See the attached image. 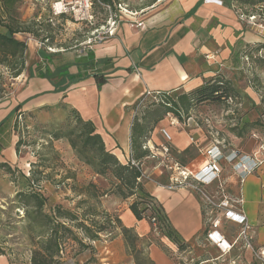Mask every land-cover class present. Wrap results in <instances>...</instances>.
Listing matches in <instances>:
<instances>
[{
    "label": "rangeland",
    "instance_id": "rangeland-1",
    "mask_svg": "<svg viewBox=\"0 0 264 264\" xmlns=\"http://www.w3.org/2000/svg\"><path fill=\"white\" fill-rule=\"evenodd\" d=\"M115 1L113 12L122 16V20L116 26L118 28L123 22L137 27L125 16L128 15L126 9L134 12L143 10L137 17L144 19L154 11L161 10L171 0ZM55 2L56 0H19L16 4L18 15L26 25L39 34L40 38L47 36L54 38V43L50 47L55 51H61L63 44L78 49L83 46H93L110 37L107 23L109 14L99 5L94 6L95 17L92 22H78L69 13L54 16L51 6ZM234 11L238 16L236 10ZM112 31L115 34L117 30L113 28ZM26 40L28 41L29 37ZM48 47L46 46L47 51L53 52ZM27 71L18 77H13L9 68L0 65V100L7 102L17 98L18 92L26 82ZM222 74L224 81L233 88L232 96L219 101H195L188 112L180 109L178 122H172L175 115L172 111H167L164 106L165 98L157 92L147 93L145 98L132 109L133 116L137 115L148 128L153 126V119H159L151 131H147V136H150L156 127L164 124L174 135L176 143L186 138L190 143L186 149L171 148L173 159L187 162L198 154L199 148L212 145H218L222 155L226 156L227 159L224 157L220 161L222 171L216 184L204 186L192 181L195 187L210 197L213 203L205 204L206 200L204 201L201 192L189 187L201 195L199 196L206 225L200 238L188 242L185 249L175 253L163 240L156 223L153 222L149 234L142 238L135 250L130 251L125 244L120 245L114 241L118 235H121V230L117 226L107 228L94 242L90 243L86 240L85 243L91 244L88 247H81L78 240L67 232L61 241L62 264H137V262L154 264L149 255L151 244L158 245L175 264L248 263L246 250L241 246L244 239L242 236L239 237L241 228L225 219L224 209L218 205L225 199L224 197L236 196L239 181L234 163L239 157L256 154L258 157H264V150L261 149L264 146V58H254L252 51H247L244 56L237 55ZM183 93L186 92L176 90L168 92L167 96L177 99ZM63 112H66V118L71 114V110L64 104L23 112V115L17 118L19 123L17 131L14 128L10 129L1 140V145L5 147L12 138L18 140L21 136L23 139V145L17 155L18 160L15 159L14 154L4 151L6 147L0 152V254L8 257L11 264H31L34 253L40 250L48 238L51 223L48 222L46 215L55 217L53 211L57 210L58 206L75 211L78 202L85 198L80 197L73 190H78L79 185L94 182L93 169L80 161L72 148L68 151L64 149L62 144H69L67 139L54 140L53 145H49V135L46 131L59 128L66 122V118L57 122V114ZM231 153L238 155L234 161L229 160ZM198 164L199 162L196 161L193 165L196 170L200 167ZM107 177L111 176L107 175ZM167 177L169 178L168 172L161 177L153 175L148 179L167 184L169 180ZM34 179L38 181L33 183ZM97 184L102 191L108 192L100 198L101 206L99 207L96 198L87 197V199L90 205H97V210L100 212L106 210L103 200L112 192H109L111 185L108 179L100 178ZM32 190L46 198L42 208L37 207L34 200L24 198L22 193ZM110 213L119 215L115 211ZM217 218L220 219L218 230L235 245L240 259L234 261L230 258L234 257L231 249L229 254L222 252L227 253L225 255L227 258L225 257L224 260L221 258L218 261L204 262L212 255L222 254L211 251V240L208 238V233L214 229L213 221ZM146 220L149 222V219ZM71 229L79 237H84L76 227ZM122 256L123 258H120Z\"/></svg>",
    "mask_w": 264,
    "mask_h": 264
},
{
    "label": "crops",
    "instance_id": "crops-1",
    "mask_svg": "<svg viewBox=\"0 0 264 264\" xmlns=\"http://www.w3.org/2000/svg\"><path fill=\"white\" fill-rule=\"evenodd\" d=\"M240 4L233 0H171L161 10L147 16L148 18H140L146 25L143 29L123 22L118 26L115 34L103 42L95 43L92 48L83 46L72 49V52H66L65 48H62V54L85 55L92 49L96 59H111L107 65L101 63L95 67L110 76L109 81L101 89L97 87L95 78L88 76L74 83L64 92H50L53 85L47 79L30 78V67L34 68L37 63L42 62L38 51L44 46H41L42 43L35 40L31 34L18 33L16 37L26 41L28 45L25 53L28 70L26 82L14 101L0 103V121L18 102L32 95L36 96L23 105L22 111L32 112L44 107L64 104L70 110L77 111L83 119L92 120L97 131L102 135L106 147L121 161L126 162L131 158L132 109L141 96L148 92L176 90L189 92L205 81L223 75L226 67L237 55L240 57L246 55L248 51L245 48L246 43L261 40L255 31L249 29L239 16H236L234 10ZM27 37H29L28 41ZM30 50L33 52L31 57H29ZM107 66L109 68L104 69ZM80 70L83 71L78 66L70 68L72 73ZM57 116V122H61L66 118V112L58 113ZM14 120L15 116L10 120L9 129L12 128ZM162 128L167 130L170 139L163 134ZM16 141V138H12L4 151L14 154L15 159L18 160L15 150ZM162 144H169L172 149L184 150L190 143L185 137L176 143L170 129L163 124L156 127L147 145L153 148ZM62 145L66 151L71 149L68 143ZM201 149L199 148L198 154L187 162L188 167L196 168L193 166L196 161L199 162L198 166L201 165ZM141 165L142 169L150 174L149 176L161 177L169 173L168 185L149 180L150 177H144V185L163 204L170 221L184 239L187 242L198 240L206 225L199 194L189 187H170L171 173L156 159L146 157ZM92 178L97 182L102 177L92 173ZM237 179L239 182L236 197L241 199L239 210L246 215L250 224L251 238V247H248L244 241L241 242V246L246 250L247 264L257 262L264 264V157L260 166L252 173L243 180L237 175ZM107 197L103 200L107 211L118 212L123 224L134 228L140 237L149 234L153 228L152 223L146 219L138 220L134 216L129 208L130 199H124L113 192ZM233 224L240 227L235 222ZM163 240L175 253L179 250L168 238L163 237ZM114 241L120 245L124 244L122 235H118ZM210 246L211 251L222 253L214 242L210 241ZM230 252L231 250L227 253ZM232 252L234 254V257H230L232 260L240 259L235 245L232 247ZM227 253L212 255L204 262L218 261L221 258L224 260ZM149 255L154 264H175L156 244L149 246ZM0 264L11 263L8 257L0 254Z\"/></svg>",
    "mask_w": 264,
    "mask_h": 264
},
{
    "label": "trees",
    "instance_id": "trees-1",
    "mask_svg": "<svg viewBox=\"0 0 264 264\" xmlns=\"http://www.w3.org/2000/svg\"><path fill=\"white\" fill-rule=\"evenodd\" d=\"M105 3L114 4L115 0H101ZM241 4L253 7L255 5H264V0H236ZM19 0H0V65H5L12 71L13 77H18L27 70L25 53L27 43L16 37L18 33H29L40 40L44 48L39 49L38 54L42 58V62L37 63L35 67H30V78L39 77L47 79L53 88L50 92H64L74 83L85 79L88 76H93L96 80L97 87L102 88L109 81L110 76L106 75L102 70L95 69L97 65L103 63L107 65L111 61L110 58L96 59L94 52L90 49L85 55H67L61 51L48 52L45 48L47 45L52 46L54 38L47 36L40 38L39 34L26 25L25 21L16 12V4ZM104 11H106L99 3ZM254 9V8H253ZM107 12V11H106ZM63 15V14H62ZM47 41V43L45 42ZM65 51L72 52V45H62ZM245 48L252 51L254 58H264V42L258 41L255 43H246ZM106 63V64H105ZM72 66H78L83 71L77 73L70 72ZM109 68L108 66L104 69ZM233 88L225 82L221 75L213 77L204 82L201 86L183 93L177 99L167 96L168 92H157L165 98L164 106L167 111H172L173 114L180 118L181 108L188 112L193 102H201L207 100L219 101L223 98L231 97ZM36 95H32L27 99L18 102L10 112L0 121V152L7 146L1 145V140L4 134L8 132L10 120L15 116L12 128L17 131L19 123L18 116L23 115L21 109L23 105ZM146 94L141 96L134 107L145 98ZM3 102V100H0ZM159 119H153V126L148 128L147 125L141 122L137 115L133 116L131 125V158L123 162L110 149L106 147L102 135L97 131V128L92 120L83 119L80 114L71 110L68 114L66 122L59 128H51L46 131L49 135V145H53L54 140L67 139L72 150L77 155L80 161L91 167L94 173L100 177L109 180L111 185L109 192L124 198L131 199L129 208L138 220L149 219L151 223H156L158 231L163 237L168 238L173 242L179 250L185 249L188 242L173 226L163 204L154 196L144 185V177L141 168L132 161L142 163V161L150 155V150L144 148L150 136H147V131L158 123ZM14 125V126H13ZM11 128V129H12ZM23 145V139L16 141L15 150L17 155L20 153V148ZM180 164L186 165L187 162H182L176 159ZM107 175L111 177L108 178ZM75 179V177H73ZM38 181L32 180L33 183ZM81 199L76 205V210L72 211L63 206H58L57 210L53 211L55 217H49L48 222L51 223L48 238L42 245L40 250L34 253L31 264H62V249L61 241L65 233H70L73 238L78 240L81 247L91 246V242L99 239V235L104 233L107 228L119 227L124 244L128 250H135L137 244L142 240V237L132 227H127L123 224L119 215H114L107 210L98 212L97 205H90L87 197L97 199L99 207L101 206L100 198L108 192L102 191L97 182H89L87 185H79L78 190L74 189ZM26 200H34L36 206L42 208L45 205L46 198L36 191H27L22 193ZM84 204V205H83ZM101 219H97V217ZM76 227L84 237H79L71 228ZM88 240L90 243H85ZM153 263V261H151ZM137 264H141L137 262Z\"/></svg>",
    "mask_w": 264,
    "mask_h": 264
},
{
    "label": "built area",
    "instance_id": "built-area-1",
    "mask_svg": "<svg viewBox=\"0 0 264 264\" xmlns=\"http://www.w3.org/2000/svg\"><path fill=\"white\" fill-rule=\"evenodd\" d=\"M233 2L238 1L233 0ZM96 3H99L109 14L107 23L110 28L109 35L112 36L114 34L112 29H117L116 26L122 20L121 15L113 12L116 3L112 5L101 0H56V2L52 4L51 9L54 16L69 13L78 22H92L95 17L94 6ZM235 10L239 18L246 24V26L252 31H255L256 34L261 37L260 41L264 42V5H255L253 7H249L248 5L240 4V6L235 7ZM125 11L128 13V15L125 16L129 21L135 23L137 27L141 29L146 27L144 20L137 17L138 15H141L143 10L134 12L126 9ZM94 45L95 44H93V46ZM93 46L90 45L91 48ZM48 48L51 51H55L50 46ZM262 52L263 50L260 51V54H262ZM175 121L178 122V117L176 116L172 118V122ZM161 131L167 139H170V135L166 129L162 128ZM147 144L144 145V148H148L150 150V155L148 157L156 159L160 165H163L170 171V187H191L195 190L197 189L203 195L202 197L204 198V201L206 200L205 204L213 203L210 197H208L202 190H199L197 187H195L192 181L197 185L204 186L216 184L219 181L222 171L220 168V161L222 158H226V156L222 155L223 153L218 145H212L209 148H202L200 150V154L202 156L201 165L199 169L196 170L195 168H190L187 165H182L177 160L173 159L171 156V146L169 144H162L161 146L153 148H149ZM261 149L264 150V146H262ZM229 157H231L229 159L230 161H234L238 155H232L231 153ZM132 162L141 168L143 177H150V174L142 169V165L139 164V162L134 160ZM261 162L262 157H258L257 154L243 155L242 157H239V159L234 163V167L236 168L240 179L243 180L247 175L252 173L258 166H260ZM224 198L225 199L222 200L218 205L220 208L224 209V218L240 225L241 230L239 237L242 236L246 245L251 247V238L249 236L250 224L246 218V215L239 210L241 199L236 196H226ZM218 227H220V219L217 218L213 221L214 229L208 233V238L214 242L222 252H229L234 244L228 241L226 244L224 240L215 236V232H220Z\"/></svg>",
    "mask_w": 264,
    "mask_h": 264
},
{
    "label": "bare ground",
    "instance_id": "bare-ground-1",
    "mask_svg": "<svg viewBox=\"0 0 264 264\" xmlns=\"http://www.w3.org/2000/svg\"><path fill=\"white\" fill-rule=\"evenodd\" d=\"M34 40V39H33ZM31 46V45H30ZM33 48V47H32ZM31 55H33V52L30 50L29 51V57H31ZM36 55V54H35ZM37 56V55H36ZM34 57V56H33ZM31 59H33V58H31ZM34 60V59H33ZM215 236L216 237H218V238H220V239H222V240H224L225 241V243L227 244L228 242L224 239V237H223V235L220 233V232H215Z\"/></svg>",
    "mask_w": 264,
    "mask_h": 264
}]
</instances>
